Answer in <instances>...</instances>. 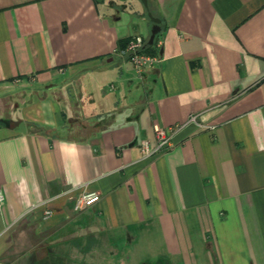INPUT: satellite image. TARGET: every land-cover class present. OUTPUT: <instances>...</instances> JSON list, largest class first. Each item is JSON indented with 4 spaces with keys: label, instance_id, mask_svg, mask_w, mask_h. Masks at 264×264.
Instances as JSON below:
<instances>
[{
    "label": "crops",
    "instance_id": "0c3cea01",
    "mask_svg": "<svg viewBox=\"0 0 264 264\" xmlns=\"http://www.w3.org/2000/svg\"><path fill=\"white\" fill-rule=\"evenodd\" d=\"M148 13L159 60L139 78L122 51ZM0 190V264L146 236L264 264V0H0ZM82 192L101 197L76 212Z\"/></svg>",
    "mask_w": 264,
    "mask_h": 264
},
{
    "label": "rangeland",
    "instance_id": "374dc122",
    "mask_svg": "<svg viewBox=\"0 0 264 264\" xmlns=\"http://www.w3.org/2000/svg\"><path fill=\"white\" fill-rule=\"evenodd\" d=\"M111 81V77L102 80L103 85L109 87L113 86ZM98 239L92 252H86L81 246H77L78 250L75 251L74 246L69 244H60L52 250L47 245H37L19 254L11 264H204L200 262L203 255L199 249L189 256L171 257L165 253L161 239L152 236L139 237L136 248L133 246L131 249L120 248L123 241L114 242L110 249H104L101 248L102 238Z\"/></svg>",
    "mask_w": 264,
    "mask_h": 264
},
{
    "label": "built area",
    "instance_id": "2783aa9c",
    "mask_svg": "<svg viewBox=\"0 0 264 264\" xmlns=\"http://www.w3.org/2000/svg\"><path fill=\"white\" fill-rule=\"evenodd\" d=\"M144 40L139 35H134L129 38L127 41L123 54H126L129 62L133 67V71L135 75L141 78L145 72V70L158 62L159 58L156 55H150L144 53L142 48L144 46ZM189 125H194L197 128L203 127L200 122L197 120V115H191L183 124H176L168 128H160L155 132V146L150 147L147 141L142 142L141 144V152L144 156H149L152 154L163 153L169 149H171L174 145L175 136L183 130L185 127ZM100 194L98 192H82L76 198L73 209L78 212L90 206L91 204L97 202L100 199ZM4 207V195L0 190V211ZM52 215L51 210L45 209L43 212V219H48Z\"/></svg>",
    "mask_w": 264,
    "mask_h": 264
},
{
    "label": "water",
    "instance_id": "95a60500",
    "mask_svg": "<svg viewBox=\"0 0 264 264\" xmlns=\"http://www.w3.org/2000/svg\"><path fill=\"white\" fill-rule=\"evenodd\" d=\"M141 2L147 8V0H141ZM148 16H149V18L153 24H152L151 29H150V35H149V38L147 40V45H152L155 37L160 32V27H159V20L154 18L150 13H148Z\"/></svg>",
    "mask_w": 264,
    "mask_h": 264
},
{
    "label": "trees",
    "instance_id": "16d2710c",
    "mask_svg": "<svg viewBox=\"0 0 264 264\" xmlns=\"http://www.w3.org/2000/svg\"><path fill=\"white\" fill-rule=\"evenodd\" d=\"M156 43H157V36L155 37L154 42H153L152 45H147V44L144 45V47H143L144 51L147 54L154 55L155 54V50H153V48L156 45Z\"/></svg>",
    "mask_w": 264,
    "mask_h": 264
}]
</instances>
